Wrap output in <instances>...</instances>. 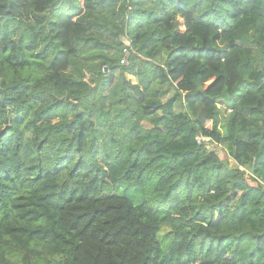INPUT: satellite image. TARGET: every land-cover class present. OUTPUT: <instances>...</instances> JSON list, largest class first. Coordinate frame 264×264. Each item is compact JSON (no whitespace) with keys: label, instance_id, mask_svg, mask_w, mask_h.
Returning <instances> with one entry per match:
<instances>
[{"label":"trees","instance_id":"trees-1","mask_svg":"<svg viewBox=\"0 0 264 264\" xmlns=\"http://www.w3.org/2000/svg\"><path fill=\"white\" fill-rule=\"evenodd\" d=\"M0 264H264V0H0Z\"/></svg>","mask_w":264,"mask_h":264},{"label":"rangeland","instance_id":"rangeland-1","mask_svg":"<svg viewBox=\"0 0 264 264\" xmlns=\"http://www.w3.org/2000/svg\"><path fill=\"white\" fill-rule=\"evenodd\" d=\"M120 39L126 44L125 47H124L123 49L127 48V49H128V52H129L130 54L132 53L133 55H138L136 49H135L134 47L131 46L130 40H129V38H128L127 35H121V36H120ZM123 52H124V51H123ZM130 54H129V56H131ZM139 56H140V57H139V58H140L139 62H141V60H142V61L145 62L146 64H151V65H153V63L151 62L150 59H148V58H146V57H144V56H141V55H139ZM122 59H123V58H121V60H120V63H121V64L125 65V64H128V63H129V58H128V60L126 61V63H122ZM166 62H167V59H166V58H163V59L161 60V63H162V64H166ZM104 67H106V68H105V73H108L109 68H108L107 66H104ZM127 77H128V78L131 77L130 74H127ZM133 79H135V77H133ZM174 93H175V88H174L173 86H170L169 89L167 90V92L163 95V97H162V101L165 103L166 101H168V99H169ZM208 146H209V148L217 149V151H218V153L220 154L221 158L227 160L228 163H229L230 165H234V164H235L233 158L229 155V152H228V150H227V146H226V145H224V144H220V145H218V144H216L215 142H209V143H208ZM242 169H245V168H242ZM245 175L249 177V179H250V181H251L252 183H255L256 181H259V179H258L256 176H254V175L251 173V171H250L249 169H245Z\"/></svg>","mask_w":264,"mask_h":264},{"label":"built area","instance_id":"built-area-1","mask_svg":"<svg viewBox=\"0 0 264 264\" xmlns=\"http://www.w3.org/2000/svg\"><path fill=\"white\" fill-rule=\"evenodd\" d=\"M124 53H125V56H124L123 59H122V63H126V61H127V56H128V54H129L127 48L124 49ZM203 139L208 140V138H203ZM200 140H201V138L198 137V141H199V142H200Z\"/></svg>","mask_w":264,"mask_h":264}]
</instances>
